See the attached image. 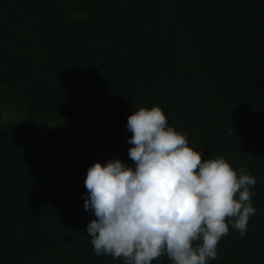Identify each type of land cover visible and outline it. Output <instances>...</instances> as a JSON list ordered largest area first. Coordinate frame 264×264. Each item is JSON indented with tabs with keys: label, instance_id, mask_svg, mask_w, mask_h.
Instances as JSON below:
<instances>
[{
	"label": "trees",
	"instance_id": "trees-1",
	"mask_svg": "<svg viewBox=\"0 0 264 264\" xmlns=\"http://www.w3.org/2000/svg\"><path fill=\"white\" fill-rule=\"evenodd\" d=\"M153 106L256 179L208 264H264V0H0V264H123L93 252L84 182L134 168L127 118Z\"/></svg>",
	"mask_w": 264,
	"mask_h": 264
},
{
	"label": "clouds",
	"instance_id": "clouds-1",
	"mask_svg": "<svg viewBox=\"0 0 264 264\" xmlns=\"http://www.w3.org/2000/svg\"><path fill=\"white\" fill-rule=\"evenodd\" d=\"M128 156L87 170L84 209L95 219L87 233L96 256L123 264H208L229 224L241 236L255 215L256 179L233 170L224 157L202 159L187 137L168 126L162 109L141 108L127 118ZM238 194V199L236 198Z\"/></svg>",
	"mask_w": 264,
	"mask_h": 264
},
{
	"label": "rangeland",
	"instance_id": "rangeland-1",
	"mask_svg": "<svg viewBox=\"0 0 264 264\" xmlns=\"http://www.w3.org/2000/svg\"><path fill=\"white\" fill-rule=\"evenodd\" d=\"M3 118H4V121H5V120H7V115H4V117H3Z\"/></svg>",
	"mask_w": 264,
	"mask_h": 264
}]
</instances>
